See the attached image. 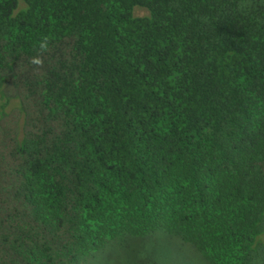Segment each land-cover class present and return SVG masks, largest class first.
Segmentation results:
<instances>
[{"label": "trees", "instance_id": "16d2710c", "mask_svg": "<svg viewBox=\"0 0 264 264\" xmlns=\"http://www.w3.org/2000/svg\"><path fill=\"white\" fill-rule=\"evenodd\" d=\"M0 264H264V0H0Z\"/></svg>", "mask_w": 264, "mask_h": 264}, {"label": "rangeland", "instance_id": "374dc122", "mask_svg": "<svg viewBox=\"0 0 264 264\" xmlns=\"http://www.w3.org/2000/svg\"><path fill=\"white\" fill-rule=\"evenodd\" d=\"M142 13H143V12H141V11H138V12H137L138 15H141Z\"/></svg>", "mask_w": 264, "mask_h": 264}]
</instances>
